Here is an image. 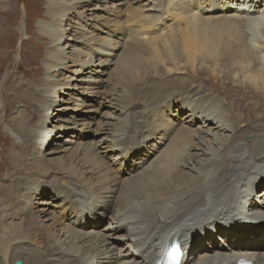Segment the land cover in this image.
I'll return each mask as SVG.
<instances>
[{"label":"bare ground","instance_id":"6f19581e","mask_svg":"<svg viewBox=\"0 0 264 264\" xmlns=\"http://www.w3.org/2000/svg\"><path fill=\"white\" fill-rule=\"evenodd\" d=\"M31 2L45 72L1 83L22 155L0 264H151L175 237L184 264H264V234L245 235L264 225V0Z\"/></svg>","mask_w":264,"mask_h":264},{"label":"rangeland","instance_id":"374dc122","mask_svg":"<svg viewBox=\"0 0 264 264\" xmlns=\"http://www.w3.org/2000/svg\"><path fill=\"white\" fill-rule=\"evenodd\" d=\"M12 2V13H8L5 11L3 12V14L2 11L0 12L2 23L10 28H7L9 29V32L5 34L6 36L3 35L5 37L0 39V50L7 53L9 56V59L4 64L5 66L2 67V70L4 71L0 79V88L1 83L6 75L11 76L15 73L19 76H26L28 77V79L36 80L41 77L43 72H45V70H42L41 72V59L48 44L43 43L44 46H42L41 36L35 34L38 21L43 17H40V13L36 8V5L31 2V0H12ZM35 15L39 18L33 20L32 18L35 17ZM21 24L22 28L19 30L18 26H21ZM131 28L132 26L130 23L129 30ZM27 39H31V41H26ZM15 58H19V61H17V67L15 66L16 70L14 69L13 65V61L15 60ZM210 78L212 82L205 85L207 86V88L212 89L213 86H217L218 80H216L212 75H210ZM199 79L202 80L200 76ZM233 90L238 92L239 88ZM241 93L243 94V96H246L244 92L241 91ZM61 97L62 96H59L60 99ZM224 101L229 105L232 104L231 100L229 99H225ZM6 105L9 106V104ZM17 106V104H14L12 108L9 106L8 109L0 107V173L2 172L0 176V182H3L2 180L5 181V176L7 172L11 170V167L13 165L12 161H15V157L12 156V152L15 151L17 153L16 157L18 158L22 155L21 149H16V141L14 140L15 136H13L12 133L8 131L9 126L7 124L10 116L15 113ZM255 114L258 116L257 112H254L253 117L255 116ZM54 119L55 118L52 119V123ZM69 135V133L64 134L61 139L67 138ZM54 141L56 140L54 139ZM51 147L52 145L46 146L43 148V150L47 151ZM2 167L6 169L4 170ZM24 171L25 173H28L30 172V169L26 170L25 168ZM38 243L40 244V241H38Z\"/></svg>","mask_w":264,"mask_h":264},{"label":"snow or ice","instance_id":"6c2138e0","mask_svg":"<svg viewBox=\"0 0 264 264\" xmlns=\"http://www.w3.org/2000/svg\"><path fill=\"white\" fill-rule=\"evenodd\" d=\"M173 252H175L178 255V249H173Z\"/></svg>","mask_w":264,"mask_h":264}]
</instances>
